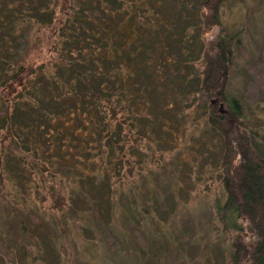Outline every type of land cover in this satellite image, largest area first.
I'll return each mask as SVG.
<instances>
[{"label": "trees", "instance_id": "obj_1", "mask_svg": "<svg viewBox=\"0 0 264 264\" xmlns=\"http://www.w3.org/2000/svg\"><path fill=\"white\" fill-rule=\"evenodd\" d=\"M223 2L0 0V154L40 155L77 192L57 194L55 206L68 203L79 219L96 206L112 224L118 182L157 150L174 159L183 122L184 145L209 150L226 195L216 203L235 233L226 261L264 264V130L230 93L233 35L208 36ZM179 161L171 168L182 178ZM129 203L134 219L155 221Z\"/></svg>", "mask_w": 264, "mask_h": 264}, {"label": "rangeland", "instance_id": "obj_2", "mask_svg": "<svg viewBox=\"0 0 264 264\" xmlns=\"http://www.w3.org/2000/svg\"><path fill=\"white\" fill-rule=\"evenodd\" d=\"M219 16L221 25L212 26L208 36L233 35L230 93L239 99L245 122L264 130V0H224ZM182 127L183 122L172 159L181 160L182 178L171 168V156L159 158L155 151L150 164L118 182L112 224L96 206L85 219L75 217L68 203L55 206L57 194L68 198L77 192L60 169L43 170L40 155L25 156L16 148L0 154V264H196L210 256L228 264L225 253L235 233L216 213V203L225 200L223 186L209 150L184 145ZM190 129L187 125L186 134ZM135 198L154 222L130 216L129 201Z\"/></svg>", "mask_w": 264, "mask_h": 264}]
</instances>
